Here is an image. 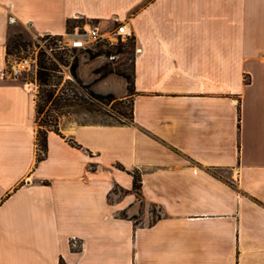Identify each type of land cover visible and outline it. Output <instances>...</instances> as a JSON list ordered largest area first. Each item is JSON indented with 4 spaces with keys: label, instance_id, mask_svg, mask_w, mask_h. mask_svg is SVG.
I'll return each instance as SVG.
<instances>
[{
    "label": "crops",
    "instance_id": "0c3cea01",
    "mask_svg": "<svg viewBox=\"0 0 264 264\" xmlns=\"http://www.w3.org/2000/svg\"><path fill=\"white\" fill-rule=\"evenodd\" d=\"M115 16L141 49L133 122L64 121L37 162L33 95L1 73L9 27ZM86 80L128 98L116 74ZM61 261L264 264V0H0V264Z\"/></svg>",
    "mask_w": 264,
    "mask_h": 264
},
{
    "label": "trees",
    "instance_id": "16d2710c",
    "mask_svg": "<svg viewBox=\"0 0 264 264\" xmlns=\"http://www.w3.org/2000/svg\"><path fill=\"white\" fill-rule=\"evenodd\" d=\"M74 22H83V20H73ZM73 21L67 22V30L74 25L72 24ZM22 30L25 31L23 26H20ZM49 36V35H48ZM61 35H55L53 40H60ZM135 46V38L131 37L126 42L119 41L114 46H109L107 44L98 43L95 47L98 49L97 53H94L92 57H96L97 55L103 53L106 56H110L112 54H128L130 55L132 51L130 50V46ZM28 43L24 40L23 34L15 33L10 34L7 39L6 43V61H8V57L13 54L19 55L22 50H25ZM134 48V47H133ZM73 54L77 52V48L70 49ZM91 51V50H89ZM67 49H56L52 54H48L44 49L40 51L38 57V65L36 71V83L38 86V100L35 102V123L37 126L36 132V147H37V162L42 161L46 154H47V137L50 131H54L60 134L59 131V121L56 119L53 121L49 120L50 117V108L46 110V106L51 103L52 107L56 110L62 106H71L72 100L69 98H63L62 96H55L56 86L52 81L54 77H58L57 74H61V65L67 66L69 65V60L66 58L67 56ZM129 59V58H128ZM131 59V73L127 72L123 69L126 65L125 61H120L115 63V66L111 64L103 65L97 68L94 72L97 75L94 81H99L109 74H116L126 80L127 83V90H128V98L126 100L129 101L130 104V111L129 113L126 112H118V116L120 121H118L117 125H127L134 120L133 114V96L136 94L135 90V80H134V64H135V56L130 58ZM111 62H115L112 60ZM78 67H79V60L77 57H74V60L70 63V73L73 78V81L81 88L86 91L87 96L90 100V105H94L95 102L97 103H109L113 100L116 102H122L124 100H117L116 95L113 92L109 93H99L96 92L91 84H84L82 79L78 74ZM61 78V76H59ZM45 112V117L41 118V116ZM59 116V115H58ZM72 146L81 148L82 146L79 145L73 139L68 140ZM116 167L128 172L133 177V191L135 193L140 194V190L142 187V176L139 170H126L122 165L116 164ZM73 248V247H72ZM74 249V248H73ZM60 264H64L62 261Z\"/></svg>",
    "mask_w": 264,
    "mask_h": 264
},
{
    "label": "rangeland",
    "instance_id": "374dc122",
    "mask_svg": "<svg viewBox=\"0 0 264 264\" xmlns=\"http://www.w3.org/2000/svg\"><path fill=\"white\" fill-rule=\"evenodd\" d=\"M77 22H72L70 25H75ZM71 31V27L67 30L66 33L61 35V40H66V34ZM22 33L24 36V40L28 43L25 50H22L19 55L13 54L10 57H8V61H6V65L4 66V69L2 70V76L6 79H17L21 84H23L25 87L29 86V84H32V89L30 90L31 94L33 95L34 101L38 100V86L36 83V71H25L20 76L14 77L10 75L11 68L10 64L12 62L19 59H25L28 60V62H32L33 60H36V65H38V57L41 49L43 50V45L45 44L48 46V48L52 47L53 50L51 51V54L58 48V40H56L57 44H54L55 40H53V37H48L47 35H34L32 33H25L24 30L21 29L18 25H12L9 27L8 30V36L15 33ZM135 38V36H133ZM49 38L47 42H45V39ZM134 47V48H133ZM130 50L132 53L130 55L128 54H121L118 59L115 60V62H111L105 54L101 53L94 56V53H97V48L95 46L92 47V49H77V52L73 54L70 49H67V59L69 60V65L64 66L61 65V74H57L58 77H54L53 83L57 84L55 96L59 95L63 98H69L72 100L71 106H62L59 109H54L49 103L46 106V110L50 108V117L49 120L54 121L57 119L60 123L67 121V122H81V123H89V122H102V123H117L120 121V118L118 116V112H126L129 113L130 111V104L128 100H124L122 102H116V100H113L107 104L105 103H97L95 102L94 105H90L89 97L86 94V91L79 87L74 81L70 73V63L74 60V57H77L79 60V67H78V74L80 78L82 79L84 84H91L86 82L88 80H95L97 75L95 74V70L103 65L111 64L112 66H115V63H118L120 61H125L126 65L123 69H125L127 72L131 73V59L136 54V45L130 46ZM62 50V49H61ZM91 50V51H89ZM129 58V59H128ZM25 66V65H24ZM61 76V78L59 77ZM83 78H82V77ZM244 83H249L250 78L249 76H244ZM27 84V86L25 85ZM111 87H114V89L117 92H121L122 85L120 83H110ZM120 100V99H117ZM239 101V98H237L236 102ZM240 103V102H239ZM59 115V116H58ZM45 117V112L41 116V118ZM119 192V191H118ZM152 216L156 218L157 216V209L151 208Z\"/></svg>",
    "mask_w": 264,
    "mask_h": 264
},
{
    "label": "built area",
    "instance_id": "2783aa9c",
    "mask_svg": "<svg viewBox=\"0 0 264 264\" xmlns=\"http://www.w3.org/2000/svg\"><path fill=\"white\" fill-rule=\"evenodd\" d=\"M80 20L81 18H76ZM9 22L13 24L15 19L9 18ZM48 36V35H47ZM55 35H49L48 37H54ZM133 31L130 29L128 24L121 20L118 16L111 17L109 23L101 24L92 20H85L83 22H77L72 26L71 31L66 34V40H58L59 49H92L98 43L107 44L109 46L116 45L119 41L126 42L129 38L133 37ZM49 38L45 39V42ZM43 49L51 54L52 47L48 48L45 44L42 46ZM140 48H136V53L140 52ZM120 54H112L108 56L110 60H116ZM25 65V66H24ZM11 72L10 75L15 78L20 76L23 72L36 71L37 65L36 60L28 62V60L19 59L10 64ZM73 248H77L80 242L74 238L71 241Z\"/></svg>",
    "mask_w": 264,
    "mask_h": 264
},
{
    "label": "bare ground",
    "instance_id": "6f19581e",
    "mask_svg": "<svg viewBox=\"0 0 264 264\" xmlns=\"http://www.w3.org/2000/svg\"><path fill=\"white\" fill-rule=\"evenodd\" d=\"M27 86V84H25ZM27 90H31L32 89V84H29V86L26 87Z\"/></svg>",
    "mask_w": 264,
    "mask_h": 264
}]
</instances>
